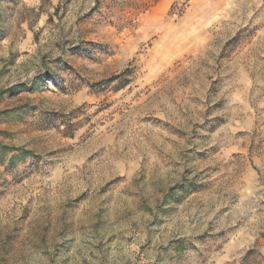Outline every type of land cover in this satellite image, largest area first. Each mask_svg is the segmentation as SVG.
<instances>
[{
    "label": "rangeland",
    "instance_id": "1",
    "mask_svg": "<svg viewBox=\"0 0 264 264\" xmlns=\"http://www.w3.org/2000/svg\"><path fill=\"white\" fill-rule=\"evenodd\" d=\"M0 141V264H264V0H0Z\"/></svg>",
    "mask_w": 264,
    "mask_h": 264
},
{
    "label": "trees",
    "instance_id": "2",
    "mask_svg": "<svg viewBox=\"0 0 264 264\" xmlns=\"http://www.w3.org/2000/svg\"><path fill=\"white\" fill-rule=\"evenodd\" d=\"M19 86L20 85H13L3 90L2 93L10 91L12 89H16ZM29 155L30 151L27 149H24L22 147L9 146L0 141V162L5 163L6 166H13L17 163L18 160L26 158Z\"/></svg>",
    "mask_w": 264,
    "mask_h": 264
}]
</instances>
